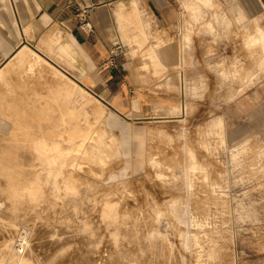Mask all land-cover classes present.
<instances>
[{"label":"rangeland","instance_id":"1","mask_svg":"<svg viewBox=\"0 0 264 264\" xmlns=\"http://www.w3.org/2000/svg\"><path fill=\"white\" fill-rule=\"evenodd\" d=\"M177 1L171 50L156 51L176 69L149 59L174 77L165 101L134 118L82 85L74 59L50 44L14 56L28 48L67 79L87 100L86 122L57 90L24 85L37 68L23 51L3 68L0 264H264V43L254 40L264 12L248 0ZM121 32L114 68L130 43ZM139 44L133 56L156 58Z\"/></svg>","mask_w":264,"mask_h":264},{"label":"crops","instance_id":"2","mask_svg":"<svg viewBox=\"0 0 264 264\" xmlns=\"http://www.w3.org/2000/svg\"><path fill=\"white\" fill-rule=\"evenodd\" d=\"M248 1L250 6L264 12V0ZM82 12L93 29L91 34L82 30L79 17ZM180 13L177 0H0V69L23 46L48 45L52 40L61 39L72 44L77 52L75 73L81 78L79 82L102 100L110 98L119 102L121 99L125 115L134 118L135 109L147 108L151 98L161 100L160 103L165 101L160 99L161 87L167 82L166 77H174V72L158 74L150 60H163L167 68L176 69L177 61L173 65L172 56L169 62L162 56L171 50L168 48L172 41L170 26L178 22ZM122 28L129 44L140 41L145 46L152 44L151 54L156 58L133 56V45L128 44L127 53L118 59L120 68L111 67L109 52L113 44L122 42ZM254 40L264 43L263 33ZM3 45L8 46L4 54ZM138 50L142 52L144 48L135 49V53ZM156 51L159 56L163 54L162 58L157 57ZM184 51L186 57L183 58L182 47L178 60L187 58L185 48ZM3 60L6 61L1 65ZM136 60L140 63L136 64ZM256 65V76L264 73V59ZM147 78L157 81L151 85ZM249 82L248 77L246 83ZM115 107L120 108L117 104Z\"/></svg>","mask_w":264,"mask_h":264},{"label":"bare ground","instance_id":"3","mask_svg":"<svg viewBox=\"0 0 264 264\" xmlns=\"http://www.w3.org/2000/svg\"><path fill=\"white\" fill-rule=\"evenodd\" d=\"M124 9V8H123ZM63 42H60L59 40L57 42L55 41H51L50 43V51L54 52L55 55H57L59 58H62L64 60H68L69 56L71 58L74 59V62H76V56H77V52H75V48L73 47V45L71 44L70 46V50L71 52L69 53V49L68 47H63L64 45L62 44ZM55 46V47H54ZM23 51V53L21 54V58L26 59V61L29 63V61L31 62L30 64L32 65V67H36L37 69H35V71H33L34 73H31V76L29 74L28 78H24V85L26 87L31 86V88H47V89H54L57 90L59 92V95L61 97V99H63V104L66 107V111H70V113H73V120L78 121L80 120H84L86 122L87 118H88V112L86 110V107L84 104H86L87 100L85 98V96L81 93V92H77V90L74 88V86L69 83L67 81V79H65L56 69H54L49 63H46L45 60H43L42 58H40L39 56H37L35 53H33L32 51H28V48L24 50H21L20 53ZM20 53L16 54L15 56H13L12 60L14 58H17ZM22 59V62L23 60ZM9 62V61H8ZM8 62L5 64L6 66V71L7 73H11L12 68L11 67H7ZM49 64V65H48ZM30 65V66H31ZM4 66V67H5ZM3 67V68H4ZM84 67V66H83ZM3 68L0 69V80L2 79V77L6 74H4V72L2 71ZM36 71H39V73H36ZM13 72V71H12ZM39 74V76H37ZM48 76V77H47ZM15 81H18L16 78L14 79ZM18 84L20 85V83L18 82ZM230 84V83H229ZM69 89H68V88ZM99 112V111H98ZM82 115V116H81ZM71 116V114H70ZM76 116V117H75ZM77 118V119H75ZM92 118V117H91ZM89 118V119H91ZM89 125V124H88ZM241 126V125H240ZM5 192H0V198L4 199V198H8L6 196ZM7 201V200H6ZM9 201V200H8ZM3 202V201H2ZM7 204V203H6ZM12 205V203H11ZM14 205V204H13ZM10 206V205H9ZM17 206V205H16ZM12 208V207H11ZM15 209V208H14ZM22 209V208H21ZM1 210V209H0ZM9 210V209H8ZM2 211V210H1ZM6 211V210H5ZM4 211V212H5ZM11 211V210H10ZM21 211V210H20ZM14 212V211H13ZM7 213V212H6ZM1 214V213H0ZM5 215V214H4ZM15 215V213H14ZM8 216V215H7ZM6 216V217H7ZM3 217V216H2ZM8 218V217H7ZM11 218V217H10ZM9 218V219H10ZM12 219V218H11ZM7 220V219H6ZM8 222V221H7ZM16 223V222H15ZM10 224V222L8 223ZM37 228V227H36ZM41 229V228H40ZM52 230V229H51ZM56 231V228L55 230ZM37 232V230H36ZM50 232V231H49ZM34 233V231H33ZM40 234V233H39ZM47 234V233H46ZM32 236V235H31ZM35 236V235H34ZM33 236V237H34ZM54 236V235H53ZM57 236V235H56ZM37 237V236H36ZM52 237V236H51ZM55 238V237H52ZM34 239V238H33ZM12 240V239H11ZM55 240V239H54ZM35 241V240H34ZM43 241V240H42ZM57 241V240H56ZM79 241V240H78ZM80 242H82L80 240ZM84 242V241H83ZM82 242V243H83ZM34 243V242H33ZM77 243V242H76ZM39 244V243H38ZM53 244V243H52ZM59 244V243H58ZM45 245V244H44ZM33 246V244H32ZM37 246V245H35ZM49 246V245H48ZM53 246V245H51ZM55 246V245H54ZM64 246V245H63ZM78 246V245H77ZM31 247V246H30ZM43 247V246H42ZM33 247H31L32 249ZM37 249L39 247H36ZM41 249V248H40ZM39 250V252H41ZM44 249V248H43ZM51 249V248H50ZM30 250V249H29ZM49 250V249H48ZM32 251H34L32 249ZM3 252V251H2ZM36 252V251H35ZM83 252V251H82ZM33 253V252H32ZM43 253V252H42ZM48 253V252H47ZM37 254H39L37 252ZM84 254V253H83ZM35 255V254H34ZM33 255V256H34ZM41 255V253L39 254ZM45 255V254H44ZM81 256V253H80ZM38 258V256H37ZM44 258V257H43ZM48 258H50V256L48 255ZM47 258V259H48ZM34 260V258H32ZM53 259V257H52ZM73 259V258H72ZM46 260V259H45Z\"/></svg>","mask_w":264,"mask_h":264},{"label":"built area","instance_id":"4","mask_svg":"<svg viewBox=\"0 0 264 264\" xmlns=\"http://www.w3.org/2000/svg\"><path fill=\"white\" fill-rule=\"evenodd\" d=\"M79 17H80V21H81V27H82V30L86 33V34H91L93 32V29L92 27L90 26V24L86 21V15L84 12L80 13L79 14ZM115 46V45H114ZM118 49H114V47L111 48L109 54H110V58L108 60V64L111 66V67H114L115 63V58L117 57V54L118 52Z\"/></svg>","mask_w":264,"mask_h":264}]
</instances>
